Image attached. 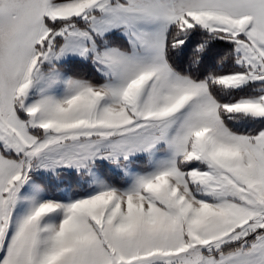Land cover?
<instances>
[{
  "label": "snow or ice",
  "instance_id": "1",
  "mask_svg": "<svg viewBox=\"0 0 264 264\" xmlns=\"http://www.w3.org/2000/svg\"><path fill=\"white\" fill-rule=\"evenodd\" d=\"M0 264H264V0H0Z\"/></svg>",
  "mask_w": 264,
  "mask_h": 264
}]
</instances>
